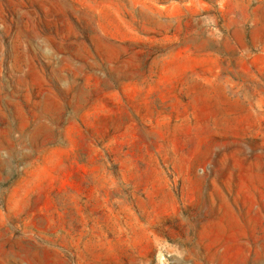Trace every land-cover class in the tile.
Returning <instances> with one entry per match:
<instances>
[{
	"label": "rangeland",
	"instance_id": "obj_1",
	"mask_svg": "<svg viewBox=\"0 0 264 264\" xmlns=\"http://www.w3.org/2000/svg\"><path fill=\"white\" fill-rule=\"evenodd\" d=\"M0 264H264V0H0Z\"/></svg>",
	"mask_w": 264,
	"mask_h": 264
}]
</instances>
